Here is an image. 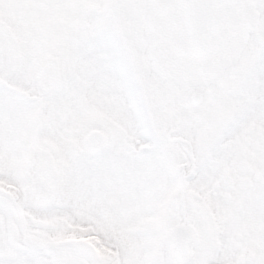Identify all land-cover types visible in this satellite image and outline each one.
I'll return each instance as SVG.
<instances>
[{
  "label": "snow or ice",
  "instance_id": "snow-or-ice-1",
  "mask_svg": "<svg viewBox=\"0 0 264 264\" xmlns=\"http://www.w3.org/2000/svg\"><path fill=\"white\" fill-rule=\"evenodd\" d=\"M0 264H264V0H0Z\"/></svg>",
  "mask_w": 264,
  "mask_h": 264
}]
</instances>
